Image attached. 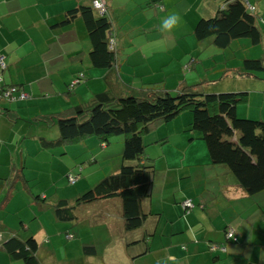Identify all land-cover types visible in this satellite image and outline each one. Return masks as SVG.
<instances>
[{"label":"crops","instance_id":"crops-1","mask_svg":"<svg viewBox=\"0 0 264 264\" xmlns=\"http://www.w3.org/2000/svg\"><path fill=\"white\" fill-rule=\"evenodd\" d=\"M105 1L116 36L121 86L142 88L158 84L175 90L201 81L204 90L247 89V102L264 96L261 73L226 75L234 66L221 68L214 78L206 77L208 72L205 77L194 72L199 66L208 68L207 62L215 56L208 45L213 43L208 38L200 40L193 33L194 17L214 14V0H206L210 12L204 2L192 0L194 17L188 25L192 24L177 36L174 31L166 34L161 29L172 8L164 0ZM72 6V0H0V53L7 64L0 67V91L3 84L17 83L28 92L17 100H7L0 94V201L15 173L18 179L13 188L22 180L31 201L38 197L35 193L42 199L57 200L61 197H49L47 193L54 182L57 186L55 169L68 172L72 160L78 158L80 151L85 153L93 140L100 146L91 152L89 162L108 159L113 154L106 153L110 140L101 142L96 136L91 140L88 136L92 134L58 140L54 120L37 118L82 102L107 87V68L93 65L89 58L90 41L81 17L58 24L64 11ZM259 26L264 30L262 24ZM72 92L74 97H70ZM263 99L255 104L261 105ZM246 112L247 116L264 118L263 109L249 106ZM190 121V113L181 111L145 135L154 176L150 195L143 199L147 215L136 230L124 226L121 200L116 197L109 201L118 207L114 218H106L99 211L61 219L52 210L50 220H43L38 214L36 226L23 223V230L17 233L23 237L31 231L42 241L43 249L40 251L39 245L38 255L43 264H92V259L97 264H264V189L248 194L227 166L212 163L205 142L189 129ZM161 137H166L165 141L160 142ZM118 138L116 141L122 145V137ZM153 144L164 146L161 151H153ZM119 150L121 158L122 147ZM64 152H70V156ZM120 158L118 162L117 158L108 160L112 163L108 169H117ZM81 182L76 196L91 183L86 176L82 185H88L81 189ZM186 200L194 204H186L185 209L182 203ZM39 207L42 211V204ZM1 221L0 264H24L4 247V240L10 235L6 226L15 227L6 225L3 217ZM230 225L239 237L236 241L225 235V228ZM135 231L138 233L133 234ZM64 240L66 254L58 255L55 243Z\"/></svg>","mask_w":264,"mask_h":264},{"label":"trees","instance_id":"trees-1","mask_svg":"<svg viewBox=\"0 0 264 264\" xmlns=\"http://www.w3.org/2000/svg\"><path fill=\"white\" fill-rule=\"evenodd\" d=\"M255 10V4L250 0H223L214 14L200 16L196 20L193 33L196 38H208L220 48L240 36L258 43L264 40V34L257 23ZM76 16L81 17L90 41L91 62L107 68V87L82 102L54 113L40 114L37 118L54 120L58 140L93 134L101 142H108L112 135L123 134V145L118 168L105 174L73 200L65 197L42 199L35 193L38 200H44L42 203L47 201L56 217L73 219L77 216L75 209L79 203L115 196L121 200L124 226L127 229L141 226L147 215L143 199L150 195L154 176L153 160L146 152L145 135L186 109L191 111L189 129L196 131L205 142L210 161L227 166L246 193L264 189V119L241 116L236 110L239 102L248 100L247 89L204 90L201 81L180 85L175 90L155 85L123 87L119 84L116 36L109 11L99 12L92 2H80L64 11L58 24H65ZM260 69L264 70L262 56H244L240 64L229 68L228 72L243 77L256 75V70ZM10 85L24 89L21 84L6 83L2 85L0 94ZM22 98L6 97L7 100ZM165 139L161 137L159 141ZM8 197L9 192L0 201L1 206ZM182 206L187 208L186 204L182 203ZM230 227L233 228V236L227 235ZM9 230L10 235L4 240L9 255L21 259L24 264H43L35 234L28 231L22 237L15 229ZM225 235L227 239H239L232 225L225 228Z\"/></svg>","mask_w":264,"mask_h":264},{"label":"rangeland","instance_id":"rangeland-1","mask_svg":"<svg viewBox=\"0 0 264 264\" xmlns=\"http://www.w3.org/2000/svg\"><path fill=\"white\" fill-rule=\"evenodd\" d=\"M76 1L77 0H72L74 5H76L75 4ZM164 1L167 4L172 5L171 6L172 8L169 7V8H171L170 9L171 14L176 13V14H179V16L181 17L180 25L171 31H166V34H168L169 32L172 33V31L175 32L174 33L175 36H177L180 33H185L187 27L189 28V26L192 24V23H189V25H188V21H193V20L196 21L200 17V14H198L199 16L198 15H196L195 17L192 16L193 7L191 8V5H190L192 0H164ZM214 1H215V3L213 4L214 10H216L218 5L223 0H214ZM250 1L256 5L255 11L257 13L258 25L262 24L264 27V0H250ZM81 2L85 3L83 0ZM198 2H200V0H198ZM201 2L202 3L204 2L206 11L210 12V8H208L207 3H210L211 0H207V3H206V0H201ZM92 3H93V0H92ZM138 15H140V13ZM193 17H194V19H193ZM115 27H116V25H115ZM191 28H192V26H191ZM119 29H120V27H119ZM260 29L263 31V34H264V30L261 27H260ZM190 34L193 35L192 33H190ZM208 45L214 49L213 53L215 56H213L214 59H211L207 62L206 65H209L208 68L205 69V68H203L205 66H203V67L199 66L198 71L194 70V72H198L200 74L199 77H205V73L208 72V74H206V77L214 78V77L218 76L221 73V70L226 68V66L239 65L241 62V58L244 56H247V57H260V56H262L264 58V40L260 41L258 43H252L249 37L240 36V37L234 38L231 41V43L224 48L217 47L211 43H208ZM200 46H203V45H200ZM206 50L211 51V49H209L208 47H206ZM223 59H225V61H227L225 64L222 61ZM256 71L258 73H261L264 76V70L263 69L256 70ZM226 75L231 76V77H237V76L232 75L231 72H227ZM241 83L244 84V82H241ZM218 84L219 83H217L216 85H218ZM234 85L237 86L236 83ZM157 86H158V84H157ZM227 89H229V88L227 87ZM235 89H240V88H235ZM217 91H219V90H217ZM172 92H174V91H172ZM74 96H75V93L72 92L70 94V97H74ZM263 98H264V96L259 97V98L256 96L253 100H251V102H247V100L243 101V102H239L236 106V110H237L238 115L246 116L247 115L246 110L248 109L249 106H251L252 109H254V108H257L259 110L263 109V112H264V99ZM262 99H263V102L261 105L255 104V103H259ZM242 110H244V112ZM182 111L191 113V111H189L187 109L182 110ZM248 117H250V116H248ZM173 122H174V120H173ZM55 128L57 129L56 124H55ZM118 136L123 137V134H114L110 137V141H112V142L110 143L109 147L106 149V153H113V154L109 155L108 159L107 158L106 159L101 158V160H99L100 158H98L95 161L89 162L91 152L92 151L95 152V150L98 148V146H100V144H97L93 140V143L92 142L89 143L88 147H86L85 153H82V151H80V153L78 155H76V157H78V158L73 159V157L75 155L72 154L73 160H72V163L70 164L72 166H70V169L68 170V172L62 173L59 170L55 169L57 186L55 185V182H54L52 184V186L48 187L47 193H48L49 197H57V196L64 197L65 196L67 199H72L76 196V189L79 186V183L82 180H83L82 182H84L86 176H89V181H91L90 186H92L97 181H99V179H101V177H103L105 174L112 172L111 169H108V167H110L112 164L108 160H110L111 158H117V162H118L119 158H120V150L119 149L123 145V144L120 145V141H118V142L116 141L115 138L120 140V138H118ZM88 137H90L92 140L93 138H95V135L92 134V135H89ZM72 144L73 143H69V145H72ZM164 145H169V143H166ZM164 145H161V144L154 145L153 144L150 147L154 146L151 148L153 151H157V150L161 151L163 149ZM116 148H117V151H116ZM68 153L64 152V154H67L70 156V152H68ZM115 153H117V154H115ZM104 155H105V151H104ZM100 166H102V167H100ZM68 173H71L73 175H77V178L75 179L74 182L71 183L68 181ZM17 179H16L15 174H13L12 177H10L8 185H6L4 191L2 192V196H1V198H2L3 195H5V193L9 192V194H10V192L12 190H15L14 194H12L11 196H9V198H7L3 207L0 205V207H2V209H0V214L5 219L6 225H11V227L13 225V227H15L13 229H15L16 231H18V230L22 231L24 228L23 223L27 224L26 222H29L30 225L36 226V218H37L36 216L38 214H40L39 216L41 217V219L46 220V218L48 217V219L50 220V218H52V216H53V215L51 216V212L53 210L52 207L47 204V201H46V203H42V202H44V200H42V199L38 200V198H36V197H33L34 200L31 201L32 196H30L31 195L30 192L27 191L26 188L23 186L22 180L19 181L17 187L13 188V183H15ZM82 182H81L82 187H79V188L84 189V187H86L88 184L85 183L82 185ZM33 183H35V180H33ZM89 187H87V188H89ZM72 189H74L73 192H71ZM111 198H116V197L96 198V199H93L90 201L81 202L76 206V209H75L76 214L79 216H83L82 214H84V213L96 214V212L102 211L106 218H109V217L114 218L115 216L118 215V207L115 203L109 204V201L111 200ZM112 200H115V199H112ZM39 204H42V209H43L42 211H41V208L39 207ZM88 212H92V213H88ZM2 217L0 219V222H2L1 221ZM59 221H62V220L59 219ZM9 229H10V226H6V231H8ZM134 229L136 230V227L131 228V231H133ZM63 232H64V230H63ZM137 233L138 232L135 231V233H133V234H137ZM131 235H132V233H131ZM64 239H66V237ZM64 242H65V240L61 241V242L57 241L56 243L54 242L56 245V253L58 255H65L66 254L67 247L65 248L63 246ZM40 243H41L40 244V251H42V249H43L42 241ZM138 244L140 246L139 241H138ZM38 251H39V249H38ZM137 251H139V250H137ZM70 252H72V251H70ZM92 261H94L92 264H97L95 259H92ZM136 263L138 264L137 261H136Z\"/></svg>","mask_w":264,"mask_h":264},{"label":"built area","instance_id":"built-area-1","mask_svg":"<svg viewBox=\"0 0 264 264\" xmlns=\"http://www.w3.org/2000/svg\"><path fill=\"white\" fill-rule=\"evenodd\" d=\"M93 5L99 10V12H103L105 10V1L104 0H94ZM253 7V6H250ZM6 65L5 60H4V55L0 53V67L4 68ZM2 78V75L0 74V79ZM27 92L19 87L18 85H10L7 86L3 91L2 95L7 98H16V97H26ZM77 178V175H73L71 173L68 174V180L70 182H74L75 179ZM184 204L192 205L191 201L186 200ZM227 235L233 236V228H228ZM235 238V236H234Z\"/></svg>","mask_w":264,"mask_h":264},{"label":"clouds","instance_id":"clouds-1","mask_svg":"<svg viewBox=\"0 0 264 264\" xmlns=\"http://www.w3.org/2000/svg\"><path fill=\"white\" fill-rule=\"evenodd\" d=\"M105 5H106V1H105ZM105 9H107V5L105 6ZM180 23H181V17L179 16V14L173 13L163 19L162 24H161V29L163 31H171L174 28L178 27Z\"/></svg>","mask_w":264,"mask_h":264}]
</instances>
